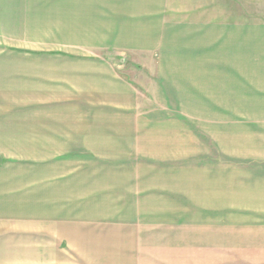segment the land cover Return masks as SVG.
<instances>
[{
  "label": "crops",
  "instance_id": "0c3cea01",
  "mask_svg": "<svg viewBox=\"0 0 264 264\" xmlns=\"http://www.w3.org/2000/svg\"><path fill=\"white\" fill-rule=\"evenodd\" d=\"M15 4L22 36L15 46L30 50L1 58L0 82L17 97L8 138L24 141L15 153L42 163L64 149L95 152V140L138 138V54L162 52L156 84L169 102L190 65L180 59L188 36L198 37L194 60H222L223 42L249 34L247 25L238 35L237 22L223 27L201 11L186 17L174 0ZM245 151L232 150L241 159L229 164L138 167L135 179L119 176L101 188L86 179V192L77 183L76 195L44 197L53 206L16 199L6 211L13 223L0 237V264H264V153ZM66 198L69 206H59Z\"/></svg>",
  "mask_w": 264,
  "mask_h": 264
},
{
  "label": "rangeland",
  "instance_id": "374dc122",
  "mask_svg": "<svg viewBox=\"0 0 264 264\" xmlns=\"http://www.w3.org/2000/svg\"><path fill=\"white\" fill-rule=\"evenodd\" d=\"M174 2L186 10V17L201 11L207 19L216 17L221 20L223 27L237 22L238 35L247 25L249 34L244 42L238 37L233 46L230 42H223L222 60H212L209 56L198 58L197 54L194 60L192 56L198 51L195 42L198 37L188 36L186 53H182L183 57L180 54V59L186 57L183 62H190V65L185 76H176L183 80L180 83L177 80L173 85L177 89L176 97L169 102L159 82L156 84L162 68L157 74L159 67L155 57L162 52L156 50L151 57L138 54V64L132 63L136 70L132 69L138 72L137 139L95 140V152L91 147L73 151L64 149L60 155L49 156L51 160L45 163L37 156L17 154L15 152L22 148L24 141L8 138L14 135L12 123L16 117L12 112L16 109L11 103L17 97L0 82V237L5 238L7 224L13 223V220L6 219V211L13 207L12 202L16 199L23 198L28 207L53 206L47 204L53 200L45 201L44 197L76 195L78 185H84L78 190L86 192L87 180L101 188L102 181L111 186V181L119 176L122 180L126 176L135 179L138 167L195 160L212 165L235 163L241 156L231 155V151L238 148L252 155L264 153V0ZM15 3L16 0H0V67L6 64L1 59L3 52L15 48L30 50L15 46L22 41L18 34L20 29L16 26L19 24L16 21L18 13L13 11ZM195 7L200 9L194 11ZM163 57L164 61L168 58ZM115 62L126 61L116 59ZM97 131H101L99 125H96L95 135H101ZM236 136L239 140L233 138ZM37 177L40 180L34 181ZM44 177L47 178L46 188H37L46 179ZM71 183L75 186L71 187ZM130 186L135 187L134 184ZM66 199L68 201L60 202L59 206H69L70 200Z\"/></svg>",
  "mask_w": 264,
  "mask_h": 264
}]
</instances>
